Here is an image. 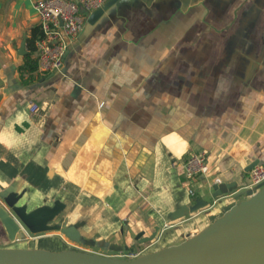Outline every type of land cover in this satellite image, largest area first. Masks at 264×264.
<instances>
[{
  "label": "crops",
  "instance_id": "crops-1",
  "mask_svg": "<svg viewBox=\"0 0 264 264\" xmlns=\"http://www.w3.org/2000/svg\"><path fill=\"white\" fill-rule=\"evenodd\" d=\"M38 1L0 0V192L61 197L87 211L70 223L83 238L124 251L178 245L240 201L211 197L216 177L241 192L264 165V0H121L51 74L26 59ZM200 152L210 177L190 197L183 162Z\"/></svg>",
  "mask_w": 264,
  "mask_h": 264
},
{
  "label": "water",
  "instance_id": "water-1",
  "mask_svg": "<svg viewBox=\"0 0 264 264\" xmlns=\"http://www.w3.org/2000/svg\"><path fill=\"white\" fill-rule=\"evenodd\" d=\"M120 1L108 0L101 9L90 15L88 23L95 24ZM257 165V162L251 165L247 172ZM239 190L231 184L214 186L212 200L237 192L236 199L240 201L184 242L131 260L74 250L0 248V264H264V185L258 191ZM25 194L26 191L17 193L15 185L0 192V199L6 206L0 207V222L10 241H23L27 233L38 235L60 231L73 243L84 242L78 225H51L66 210V204L57 202L52 207L29 211L27 204L19 205ZM210 202L198 201L189 208V213L210 207ZM154 239L155 236L140 243ZM105 249L117 253L124 251L123 247L114 244L106 245Z\"/></svg>",
  "mask_w": 264,
  "mask_h": 264
},
{
  "label": "built area",
  "instance_id": "built-area-1",
  "mask_svg": "<svg viewBox=\"0 0 264 264\" xmlns=\"http://www.w3.org/2000/svg\"><path fill=\"white\" fill-rule=\"evenodd\" d=\"M108 0H39L36 9L40 18L43 37L37 41L36 52L38 72L51 74L61 72L65 66L66 55L70 44L84 30L86 19L101 9ZM39 111L37 105L31 106V112ZM184 174L191 188L189 196L195 197V187L210 177L209 156L206 152L191 153L183 162ZM215 185H220L218 177ZM264 185V165L255 166L249 174L243 191H258ZM146 249L120 252L111 257L134 259L144 255ZM109 256V255H108Z\"/></svg>",
  "mask_w": 264,
  "mask_h": 264
},
{
  "label": "rangeland",
  "instance_id": "rangeland-1",
  "mask_svg": "<svg viewBox=\"0 0 264 264\" xmlns=\"http://www.w3.org/2000/svg\"><path fill=\"white\" fill-rule=\"evenodd\" d=\"M249 177V176H248ZM245 192V191H244ZM50 195V194H48ZM41 195L37 193L36 197L40 198ZM43 197V196H42ZM50 197V196H49ZM46 198V197H45ZM45 198L42 200L43 201H36L35 197H28V200L26 201L27 205H29V208H32L33 205L37 204L35 209L39 207H52L54 204L62 200L63 202H66L63 200L61 197L60 198H55V197H50L48 200L45 201ZM60 199V200H59ZM38 202V203H37ZM232 203V201L229 203V205ZM227 208V207H226ZM221 209V207L217 208L215 211L218 212V210ZM92 210V209H89ZM88 210V211H89ZM79 212H81V215H79ZM87 212V211H85ZM84 211H81V209L78 208H71L70 206L66 208V210L60 214V217L57 218L52 226L58 225L62 226L64 224L70 225V223H73L74 221H77L78 219L84 217ZM72 214H75V216L72 217ZM70 216V217H69ZM69 218V219H68ZM89 233H87V237L83 238V243L77 244L71 242L65 235H63L60 231H52V232H47L43 234H38V235H32L30 233H27L26 239L23 241H15L12 242L9 240V242L2 246L3 248H11V249H33V248H38V249H43V250H48V251H60L62 249L64 250H74V251H82V252H87V253H94V254H102V255H109L113 256L116 254V252L109 251L105 249L106 245H109V243H99L95 242L91 238H88ZM91 235V234H90ZM169 237V236H168ZM168 241V238H165ZM165 240V241H166ZM162 241L159 243H156L153 246L149 247V251H146L147 253L154 252V250L159 249L161 246ZM64 244V245H62ZM147 245H141L138 247V250H143ZM62 250V251H64ZM127 253L128 251H124ZM145 253V254H147Z\"/></svg>",
  "mask_w": 264,
  "mask_h": 264
},
{
  "label": "trees",
  "instance_id": "trees-1",
  "mask_svg": "<svg viewBox=\"0 0 264 264\" xmlns=\"http://www.w3.org/2000/svg\"><path fill=\"white\" fill-rule=\"evenodd\" d=\"M43 37V31L41 29V27L36 28L35 30H33L32 32V42L34 43L35 40H39ZM27 64L31 67L30 72H36L38 70V59L33 60L31 57V54H29L27 57ZM29 71V70H28Z\"/></svg>",
  "mask_w": 264,
  "mask_h": 264
}]
</instances>
